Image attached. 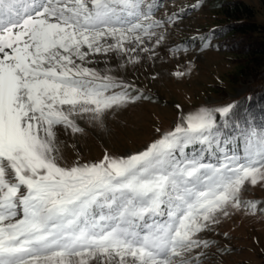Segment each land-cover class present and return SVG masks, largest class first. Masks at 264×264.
Returning <instances> with one entry per match:
<instances>
[{
    "label": "snow or ice",
    "instance_id": "6c2138e0",
    "mask_svg": "<svg viewBox=\"0 0 264 264\" xmlns=\"http://www.w3.org/2000/svg\"><path fill=\"white\" fill-rule=\"evenodd\" d=\"M157 7L0 0V264H208L201 234L264 214L241 195L264 186V126L233 122L235 104L182 114L137 153L66 163L61 130L149 99L107 64L164 43L179 17L155 19Z\"/></svg>",
    "mask_w": 264,
    "mask_h": 264
},
{
    "label": "rangeland",
    "instance_id": "374dc122",
    "mask_svg": "<svg viewBox=\"0 0 264 264\" xmlns=\"http://www.w3.org/2000/svg\"><path fill=\"white\" fill-rule=\"evenodd\" d=\"M149 3L158 5L155 19L179 17L166 26L164 43L153 54L140 52L138 63L113 55L107 64L113 75L149 99L110 111L103 125L78 119L83 134L61 130L67 164L99 161L105 152L125 156L142 151L174 128L182 114L234 104L255 84V75L264 72L259 50L264 46L263 0H144ZM225 28L230 32L221 35ZM94 66L103 69L105 63ZM175 72L185 75L177 78ZM241 195L264 205L260 184H247ZM201 235L214 245L207 250L208 264H264V214L259 210L255 216L234 212L222 217Z\"/></svg>",
    "mask_w": 264,
    "mask_h": 264
},
{
    "label": "trees",
    "instance_id": "16d2710c",
    "mask_svg": "<svg viewBox=\"0 0 264 264\" xmlns=\"http://www.w3.org/2000/svg\"><path fill=\"white\" fill-rule=\"evenodd\" d=\"M238 28L242 29V26ZM228 30L229 29L225 28L223 32H221V35L230 32ZM259 50L261 54L264 55V46L260 47ZM255 78V84L250 87L243 97L234 103L236 108L234 109L235 115L232 116V121L235 123H241L245 127L248 122L253 123L257 127L264 126V72L255 75ZM217 116L218 122L223 124V118H220L219 115ZM223 130L226 132L233 131L230 125L226 126Z\"/></svg>",
    "mask_w": 264,
    "mask_h": 264
}]
</instances>
